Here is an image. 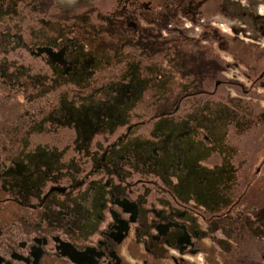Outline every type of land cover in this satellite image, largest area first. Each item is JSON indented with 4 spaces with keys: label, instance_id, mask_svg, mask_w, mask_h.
I'll return each instance as SVG.
<instances>
[{
    "label": "flooded vegetation",
    "instance_id": "af4514ba",
    "mask_svg": "<svg viewBox=\"0 0 264 264\" xmlns=\"http://www.w3.org/2000/svg\"><path fill=\"white\" fill-rule=\"evenodd\" d=\"M224 1L0 0V264H264V53Z\"/></svg>",
    "mask_w": 264,
    "mask_h": 264
},
{
    "label": "rangeland",
    "instance_id": "374dc122",
    "mask_svg": "<svg viewBox=\"0 0 264 264\" xmlns=\"http://www.w3.org/2000/svg\"><path fill=\"white\" fill-rule=\"evenodd\" d=\"M224 4L230 14L220 22V30L228 37L240 38L243 53H264V0H225ZM200 24L190 30H197Z\"/></svg>",
    "mask_w": 264,
    "mask_h": 264
}]
</instances>
